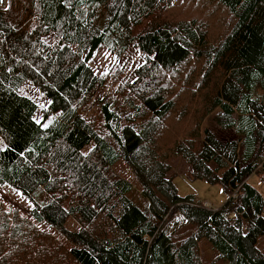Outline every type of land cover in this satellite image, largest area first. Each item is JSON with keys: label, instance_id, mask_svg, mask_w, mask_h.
Returning <instances> with one entry per match:
<instances>
[{"label": "trees", "instance_id": "1", "mask_svg": "<svg viewBox=\"0 0 264 264\" xmlns=\"http://www.w3.org/2000/svg\"><path fill=\"white\" fill-rule=\"evenodd\" d=\"M175 1L0 2V183L51 195L30 217L0 203V264H219L202 260L200 241L231 264H264V197L248 182L264 170V0H200L205 20H160ZM100 45L146 56L114 96L97 97L106 79L89 60ZM26 81L50 100L40 122ZM208 115L238 137L202 128ZM184 123L182 140L163 143ZM174 156L230 198L209 209L179 195ZM178 225L194 229L183 237Z\"/></svg>", "mask_w": 264, "mask_h": 264}, {"label": "rangeland", "instance_id": "2", "mask_svg": "<svg viewBox=\"0 0 264 264\" xmlns=\"http://www.w3.org/2000/svg\"><path fill=\"white\" fill-rule=\"evenodd\" d=\"M199 6L200 0H196V2H194V0H176L175 4L167 10L168 12L160 17V20L167 19L169 21H178L199 19L203 21L205 19L201 14L202 10ZM205 11L206 13L209 12V10ZM216 25H218L217 29L224 30L226 22L221 20ZM214 28H216V26ZM45 40L53 43L55 40L54 34L46 36ZM145 58V54L136 46L129 48V50L123 54H118L109 50L106 46L100 45L93 57L89 60V65L94 69V71L106 79L105 85L99 90L101 94L97 93V97L116 95L120 88L125 87L129 80L136 77V71L145 61ZM192 64L193 68L198 67L197 70H199L201 65L200 62L197 61ZM20 92L23 95L31 97L37 103L38 110L35 115V119L38 122L42 121L44 112L50 102L49 98L30 81H26L21 86ZM55 116H57V114H55ZM172 122L183 121L182 119L178 120L177 118H174ZM201 123L202 128H210L219 138L223 140H232L238 137L239 132H237L236 128L223 129L216 123L213 115L206 116ZM186 125L187 124L185 123L184 127L171 125L169 130H165L163 143L172 145L175 139L182 140L184 136L190 132L188 131L189 129H186ZM93 145L94 143L91 142L85 147V150L90 149ZM169 162L172 165L169 176H172L179 195L183 197L194 195L197 202L206 206L210 205L214 209L222 206L230 198L220 183L213 184L204 179L192 178V167L183 157H171ZM116 170L119 175L129 179L138 187V182L136 181L134 172L128 164L122 162L116 167ZM248 182L253 185L264 197V170L250 175V177H248ZM230 195L234 196L232 193ZM50 198V194L39 190L35 192L31 198L26 197L14 186L0 183V203H2L7 210L18 211L24 216L30 217L32 215L31 211L34 207H36V203L44 205ZM133 199L140 206H142L141 200L137 197V195H135ZM64 205L66 207L68 206V200H65ZM234 215L235 214H232V216ZM179 220H181V217L178 213H176L172 222L175 221V223L178 222L181 225V221ZM66 225L71 230L78 231L81 228V224L72 216L68 218ZM180 225H178L176 232H179L180 236L183 237L189 235L194 229L192 226H187L179 231ZM38 227L43 230L55 232L56 235L61 237L60 233L54 227L50 226L49 228L46 223L38 224ZM180 236L176 235V237ZM257 247L264 253V234L259 236ZM199 253L202 260L206 263L209 261H215L219 264H231L225 258H219V252L216 249H213L208 241H200Z\"/></svg>", "mask_w": 264, "mask_h": 264}, {"label": "bare ground", "instance_id": "3", "mask_svg": "<svg viewBox=\"0 0 264 264\" xmlns=\"http://www.w3.org/2000/svg\"><path fill=\"white\" fill-rule=\"evenodd\" d=\"M200 204H201V203H200ZM206 204H209V203H206ZM201 205L204 206V207H206V208H209V209H214V208H213L212 206H210V205H209L210 207H209L208 205L206 206V205H204V204H201Z\"/></svg>", "mask_w": 264, "mask_h": 264}, {"label": "snow or ice", "instance_id": "4", "mask_svg": "<svg viewBox=\"0 0 264 264\" xmlns=\"http://www.w3.org/2000/svg\"><path fill=\"white\" fill-rule=\"evenodd\" d=\"M0 2H2V0H0Z\"/></svg>", "mask_w": 264, "mask_h": 264}]
</instances>
